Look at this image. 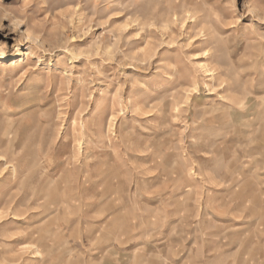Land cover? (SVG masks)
<instances>
[{"label":"clouds","instance_id":"1","mask_svg":"<svg viewBox=\"0 0 264 264\" xmlns=\"http://www.w3.org/2000/svg\"><path fill=\"white\" fill-rule=\"evenodd\" d=\"M0 264H264V0H0Z\"/></svg>","mask_w":264,"mask_h":264}]
</instances>
